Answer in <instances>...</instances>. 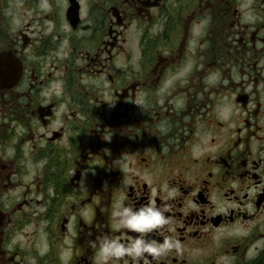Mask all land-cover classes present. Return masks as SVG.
I'll return each mask as SVG.
<instances>
[{"label":"flooded vegetation","instance_id":"af4514ba","mask_svg":"<svg viewBox=\"0 0 264 264\" xmlns=\"http://www.w3.org/2000/svg\"><path fill=\"white\" fill-rule=\"evenodd\" d=\"M120 201L139 264H264V0H0V264H136Z\"/></svg>","mask_w":264,"mask_h":264},{"label":"clouds","instance_id":"9594fccd","mask_svg":"<svg viewBox=\"0 0 264 264\" xmlns=\"http://www.w3.org/2000/svg\"><path fill=\"white\" fill-rule=\"evenodd\" d=\"M161 130L164 131V129ZM113 217L117 220L118 228L131 230L139 235L129 243L105 237L98 253L105 261L109 259L122 260L128 257L139 264V261L144 260L146 255L158 258L174 247H178L177 243L170 238H165L163 242H154L146 238L145 234L152 233L169 223L154 202L134 208L120 201L113 212ZM253 247L264 248V242L257 241ZM256 255H258V251L250 250L248 259H254Z\"/></svg>","mask_w":264,"mask_h":264}]
</instances>
